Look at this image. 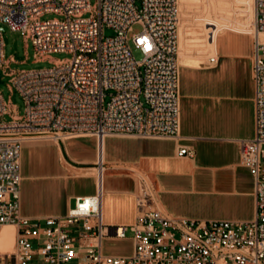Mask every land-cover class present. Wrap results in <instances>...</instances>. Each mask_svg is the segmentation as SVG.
<instances>
[{"label": "built area", "instance_id": "built-area-1", "mask_svg": "<svg viewBox=\"0 0 264 264\" xmlns=\"http://www.w3.org/2000/svg\"><path fill=\"white\" fill-rule=\"evenodd\" d=\"M253 5L255 135L239 140V163L254 178L255 218L167 215L156 207L153 183L140 174L136 222L109 226L102 213L105 139L180 138L179 0H0V23L20 32L26 47L33 44L35 61L53 63L11 69L15 59L5 55L0 28L1 79L11 76V91L16 87L26 104L20 113L0 90V226L16 229L14 250L0 252V264H264V0ZM48 13L62 17L43 19ZM106 28L114 35L106 36ZM54 52L72 57L54 59ZM88 136L97 138L101 186L98 179L95 193L77 196L66 215H23L25 144ZM177 154L193 156V149L180 145ZM111 236L131 237L132 254L104 253Z\"/></svg>", "mask_w": 264, "mask_h": 264}, {"label": "crops", "instance_id": "crops-1", "mask_svg": "<svg viewBox=\"0 0 264 264\" xmlns=\"http://www.w3.org/2000/svg\"><path fill=\"white\" fill-rule=\"evenodd\" d=\"M182 1L185 5L191 2ZM249 2L253 9L254 0ZM207 27L214 32L218 29L214 21ZM209 45L206 55L180 62L179 139H105V224L130 226L136 222L140 174L153 183L158 194L156 207L167 215L197 220L255 218L254 178L239 163V140L255 135L254 37L250 30L228 27L215 33ZM37 141L26 143L22 150L21 212L29 217L66 215L77 196L95 193L101 179L96 166L97 138ZM180 145L190 146L193 156H179ZM90 168L97 173L76 172ZM82 179L94 182L95 189L79 191ZM107 239L129 241L130 246L106 251ZM104 241L106 254L129 255L134 249L131 237L111 236Z\"/></svg>", "mask_w": 264, "mask_h": 264}, {"label": "rangeland", "instance_id": "rangeland-1", "mask_svg": "<svg viewBox=\"0 0 264 264\" xmlns=\"http://www.w3.org/2000/svg\"><path fill=\"white\" fill-rule=\"evenodd\" d=\"M96 1L97 0H90L91 4H95ZM179 4V62L188 57L200 58L210 52L209 42H211L215 33L221 29L235 27L251 30L254 14L249 0L242 2L237 0H191V2L186 5L182 0H179ZM86 15L88 16L89 14ZM54 17L62 16L56 13H48L43 17V19ZM209 21L217 23L218 29L216 32L208 29L207 23ZM1 25L5 28L8 39L5 46V55L8 59L11 57L15 59V62H11L10 64L11 69H40L53 66V63L50 60L35 61V48L33 44L29 42L28 47H26V42L20 32L12 31L6 24L0 23V26ZM134 29H141V25L135 24ZM105 35H114V31L106 28ZM134 55L136 59H142V54L136 49H134ZM70 57H72V54L69 52L52 53V58L54 59H64ZM0 73H2L1 69ZM10 79L11 76H3L2 82H0V90L3 93L5 100L7 102L11 101L18 108L19 112L23 113L26 106L24 98L16 87H13V90L11 91L9 87V84H11ZM5 118L9 119L10 115H6ZM43 140L46 139H42L37 142ZM93 189H95V184L91 180L82 179L79 181V191H91ZM5 230H9V228H2L0 230V242L1 235ZM127 235H132V232L129 230ZM11 246L12 243L4 248L0 243V252H9ZM127 246H130L129 241H113L109 239L104 241L106 251L110 252L121 251Z\"/></svg>", "mask_w": 264, "mask_h": 264}, {"label": "bare ground", "instance_id": "bare-ground-1", "mask_svg": "<svg viewBox=\"0 0 264 264\" xmlns=\"http://www.w3.org/2000/svg\"><path fill=\"white\" fill-rule=\"evenodd\" d=\"M34 141H36V140H34ZM76 172L80 173V174H84V173L85 174H95V173H97V170L93 169V168H90V169L76 170ZM99 185L101 186V179H99ZM7 227L8 228H12L14 233L12 234V232L10 230L3 231L2 235H1V242L0 243L2 244V246L4 248L6 246H8L10 243H12V246H11L10 251H9V252H12L14 250V247H15V232H16V229H15V227L13 225L5 224V225L0 226V230L2 228H7ZM12 238H13V241H12Z\"/></svg>", "mask_w": 264, "mask_h": 264}, {"label": "water", "instance_id": "water-1", "mask_svg": "<svg viewBox=\"0 0 264 264\" xmlns=\"http://www.w3.org/2000/svg\"><path fill=\"white\" fill-rule=\"evenodd\" d=\"M0 28L5 31V28L3 26H0ZM0 82H2L1 75H0Z\"/></svg>", "mask_w": 264, "mask_h": 264}]
</instances>
